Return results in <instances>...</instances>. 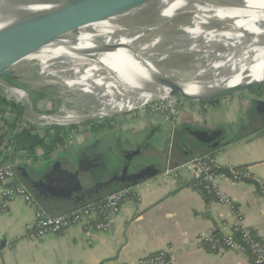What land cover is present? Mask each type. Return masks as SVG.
I'll use <instances>...</instances> for the list:
<instances>
[{
	"label": "crops",
	"instance_id": "crops-1",
	"mask_svg": "<svg viewBox=\"0 0 264 264\" xmlns=\"http://www.w3.org/2000/svg\"><path fill=\"white\" fill-rule=\"evenodd\" d=\"M263 87L254 93L240 94V100L231 105L210 111L200 110L198 104L193 106L187 102L175 126L158 118L149 123L126 125L123 131L150 132L153 137L149 140L153 139L155 145L162 147L167 145L163 140L173 137L171 165L213 153L219 165L248 167L253 179L236 182L224 178L219 185L225 195L235 199L244 225L264 242V197L259 192V181L264 182V125L251 117V105L246 99L262 92ZM130 122L127 120L124 124ZM193 126L225 128L224 144L215 148L199 142L187 131ZM114 130L110 134L93 133L95 136L91 140L88 139L92 131L78 135L74 146L65 148L67 151L57 147L49 157L53 163L56 160L63 165L72 162L78 168L79 163H87L93 153L97 155L99 144L96 140L107 138L106 141L112 143V137L121 133V127ZM94 142L95 148H92ZM25 151H15L13 159L0 153V166L11 163L16 181L26 185L37 202L29 206L19 197L0 208V264H138L141 257L161 250L169 255L167 264H253L248 252L223 248L214 251L208 244L197 245L201 232H229L234 216L227 205L211 195H204L185 170L180 171L177 179H172L162 176V169L158 175L138 183L141 199L125 202L107 231L77 225L60 233L47 234L37 241L29 240L27 226L33 224L37 208L60 216L82 204L76 196L72 200L60 197L56 192L62 193L61 189L39 183V174L49 170L48 165H42L43 150L35 148L30 155ZM19 159L23 161L17 165Z\"/></svg>",
	"mask_w": 264,
	"mask_h": 264
},
{
	"label": "bare ground",
	"instance_id": "bare-ground-1",
	"mask_svg": "<svg viewBox=\"0 0 264 264\" xmlns=\"http://www.w3.org/2000/svg\"><path fill=\"white\" fill-rule=\"evenodd\" d=\"M119 1L134 8L133 12L101 21L63 10L52 1L24 6L28 12L50 16L53 24L73 27L59 42L31 32L26 35L16 24L6 28L10 39L18 43V51L29 47L20 63L33 73L32 82L65 87L77 95L76 103H86L99 117L134 111L150 101L171 97L170 89L148 77L147 66L189 83V93L264 78V0H228L226 8L235 9L238 4L239 11L209 0ZM147 32L152 36L148 38ZM101 42L121 47L107 51L97 45ZM174 53L195 54L194 68L160 67L159 62ZM3 88L11 91L10 97L28 100L20 89ZM90 117L62 109L49 122L78 123Z\"/></svg>",
	"mask_w": 264,
	"mask_h": 264
},
{
	"label": "water",
	"instance_id": "water-1",
	"mask_svg": "<svg viewBox=\"0 0 264 264\" xmlns=\"http://www.w3.org/2000/svg\"><path fill=\"white\" fill-rule=\"evenodd\" d=\"M48 1L57 2L58 6L60 8H63V10L69 12L73 11L78 15L93 19L95 21H101L112 15L131 13L133 12L134 9L130 6H126L120 3L119 0H114L116 2H111V3L108 2L107 0L100 2H95L90 0H0V18H1L0 22L3 24V25L0 24L1 25L0 26V82H1L0 85L2 87L3 85L8 87H14L22 90L25 93V90L23 88L16 86L9 80L5 79V77H7L18 81H24V78L20 74H18V72L13 70L12 67L16 65L18 62H20L23 55L29 50V47H27V48H23V51L21 52L18 51L19 50L18 43L11 40L10 35H8L6 31V28L8 26L16 24L18 25V28H23L25 30L26 35L31 32L43 39L48 40L49 42H59L62 36H64L63 35L64 33L73 29V27L71 26H66L67 23L53 24L54 22H52L50 16L43 14L41 12H28L29 10H26L24 8V6H28V5L31 6L37 4L39 5ZM209 1H211L212 3L214 1L218 5L224 6L225 9H228L226 8L227 5H230L228 4V2H230L228 0H209ZM234 7L236 8L228 9V10L239 11L241 9L240 5L238 4L237 6ZM14 30H12V33ZM97 45L107 51H116L121 47L117 44H109L107 42H101ZM145 68L147 70L148 77L156 85L170 89L171 97L180 94L188 100L199 101V102L215 100L233 94H244L246 92L249 93L250 89L264 84V78H262L261 80L252 79L250 81L247 80L240 82L238 84L225 86L221 88L203 87L197 90L195 93H189L186 91V87H189L188 86L189 83L180 82L161 72L153 71L148 66ZM246 99L249 100V103L251 105L250 108L251 117L254 118V120H258L264 125V93L258 92L257 94L249 96ZM23 107L26 118L27 114L29 115L32 113L28 100L26 102L24 101ZM128 112L131 111L114 113L109 116L112 117L113 115H118V114L122 115ZM51 115L52 114H47V115L40 114L37 117L43 119L46 118L49 119ZM53 115L55 116L56 113H53ZM109 116H103V117H109ZM82 121H85V119ZM64 124L76 125L77 123L67 122ZM187 131L191 134V136H193L199 142L210 144L212 145V147L215 148H218L222 144H224L223 140L226 137L225 135L226 129L220 126H216L212 128L209 126L202 128H196L195 126H193L187 128ZM163 141L167 143V145L164 147L155 145L154 142L148 140V142L144 146H141L138 149L136 148L137 150L136 149L128 150L125 157L126 161H125L123 173L122 174L115 173L116 177L113 180H116V183L112 184L108 188L109 191L105 193H113L128 186L136 185L142 181L148 180L158 175L160 172H162V169L164 170L169 164L171 165L173 159L174 139L173 137H171ZM119 147L121 146L119 145ZM148 147H152L155 149V154L151 156L154 157L155 159H159L160 162L158 164L152 163L151 165L141 169L138 172L128 174L129 172L128 170L132 162L133 156L146 154L145 152H147L146 150ZM92 156H93L92 158L89 157L88 159V164L90 163L91 169L89 165L87 166L88 168L85 169V166L83 165L87 164L86 162L85 163L80 162L79 167L77 168L75 164L72 162L67 163L68 165H63V163L58 160H56L53 163V160L50 157L43 158L42 165L43 166L48 165L49 170L45 171L44 168H41L45 172L39 174L38 177H41L39 183L43 184L46 187L50 186L52 188L53 186H55L56 189H61L63 191L62 192L63 194L56 192L60 197L68 198L72 200V197L76 196L77 199L80 200L82 206L98 201L101 196L100 193L102 192L100 190L101 185H106L109 182L103 183L99 181V179L101 180L102 177L104 176V168L102 167L103 165L101 164L100 166L97 167V164L99 162H103L104 157H101L98 152L96 156L95 153H93ZM96 157H98L97 160H95ZM13 158L14 156H12V159ZM95 161H98L96 165H95ZM81 172H86V173H81ZM98 173H101L100 178L98 177L99 175ZM25 177L27 176L25 175ZM27 178L29 181H32L30 180V177ZM39 183L35 184L36 187H38ZM93 183H97V184L95 188L92 190L91 185Z\"/></svg>",
	"mask_w": 264,
	"mask_h": 264
},
{
	"label": "built area",
	"instance_id": "built-area-1",
	"mask_svg": "<svg viewBox=\"0 0 264 264\" xmlns=\"http://www.w3.org/2000/svg\"><path fill=\"white\" fill-rule=\"evenodd\" d=\"M4 90V89H3ZM5 93L6 90H4ZM262 92L264 93V87ZM28 102L31 107V114H25L22 117V122L18 128L35 127L40 135H43L45 129L51 126L72 127L73 124H58L49 120L54 117L53 113H45L38 109H34L32 102L29 99V94L25 91ZM15 95V94H14ZM240 94L218 98L209 101H193L179 100L176 97H168L155 101L149 106L143 107V113H149L150 116H159L166 124L175 126L181 115V108L187 102L199 105V109L210 111L214 109L228 106L240 100ZM6 98L9 101L23 106L24 100L16 97ZM40 114H52L49 119L37 117ZM141 116L145 114H140ZM130 116V115H128ZM130 118V117H128ZM4 120L14 124L17 122L16 110L12 107H7L4 117L1 118L2 125ZM40 125V128L36 127ZM72 131V130H71ZM17 130H9L5 127L0 133L4 134V141H11ZM74 132V130H73ZM185 170L191 180L200 184L202 189L213 196L218 202L227 205L234 216L231 224V230L224 233L201 232L198 235L196 243L202 247L206 244L216 251L218 248L228 249L234 252H248L253 258V264H264V242L253 235L250 228L243 223L242 217L239 215L237 203L235 199L225 195L220 188L219 181L224 178H229L236 182L253 179V174L248 167H237L234 165L222 166L216 162L212 155L195 156L190 160L180 165H168L162 172V176L177 179L180 176V171ZM17 180L14 166L11 163H5L0 166V208L7 207L12 201L21 197L27 205H37L36 199L30 189ZM140 185H131L119 191L107 194L102 199L92 202L88 205L81 206L69 213L52 216L42 208L36 209L35 220L33 224L27 226L26 237L29 240H40L47 234L60 233L73 226L83 225L86 228L95 229L98 231H107L112 227L113 220L120 213L122 205L128 201H138L141 199ZM259 192L264 197V182L259 181ZM169 255L166 250H161L157 253L149 254L141 257L138 264H167Z\"/></svg>",
	"mask_w": 264,
	"mask_h": 264
},
{
	"label": "rangeland",
	"instance_id": "rangeland-1",
	"mask_svg": "<svg viewBox=\"0 0 264 264\" xmlns=\"http://www.w3.org/2000/svg\"><path fill=\"white\" fill-rule=\"evenodd\" d=\"M139 12H142V10ZM147 33H148L147 34L148 38L152 36L151 32H147ZM149 33H150V35H149ZM195 59H196L195 54L174 53V54L169 56V59L167 61L159 62V65L167 67V68H175V69L177 68V69H181V70H187V69H193L194 68ZM12 69L15 70L16 72H19L18 74H20L24 78V81H15L13 84L23 88L29 94V99L32 102L34 109H38V110L43 111L45 113H57V112L61 111L62 109H67V110L77 111V112L84 114V115H90L91 118L85 119V121H82L80 123L78 122L76 124L77 126H79V128H82V130H84V127L87 126L84 123L90 122V121L100 123V122H106L109 119H112L111 125L113 128V127H116L114 125V124H116V122L124 124V122H126V120L129 119L128 117H132V116L136 117L139 120H142V122H147V123L160 118L159 116H156V117L150 116L151 114H149V113H147V114L143 113V108L137 109V110H134V111L122 114V115L118 114V115H113L112 117H110V116L109 117H103V116L98 117L97 111L93 110L92 107L88 106L86 103H84V102L76 103L75 97L77 95L72 94L65 87H62L61 85H57L54 83L52 84V82L47 83V84H34L32 82V77H31V75H33V73H29L30 71L26 70V68H24L20 62L17 63L16 65H14L12 67ZM3 89L6 90L7 93H5ZM9 92H11L9 89L7 90L0 85V94L2 96L6 97ZM247 93L248 92H246L245 94H247ZM8 96L10 97L9 94H8ZM174 97H176L179 100L180 99L181 100H188L180 94H178L177 96H174ZM158 99L150 101L147 106H149V104H152V102L154 103L155 101H158ZM183 107L184 106H182V108H181V112L184 109ZM140 114H145V115L141 116ZM128 115H130V116H128ZM38 126L40 128V125H36L37 128H38ZM66 128L69 130V133H68V136H69V134H71L72 128L69 126H67ZM78 133H80V132H78ZM120 142H119V145L122 146L123 144H120ZM59 147L61 148L60 150H66L67 151V149H65V147H63V145H60ZM115 151L116 150H114L113 152L108 151V153L106 154V156L104 158L106 166L108 167L109 170H110V168L112 169L110 162L114 159V156L120 157V154H121V153L115 152ZM146 151H147V152H145L146 154L141 155V159L138 162H137L136 158L132 161V164H130L131 168H137L139 162L144 161V163H145V161H149L148 159L154 158L151 156V155L155 154L154 148H150L149 150L147 149ZM60 153H61V151H60ZM108 171L106 174H108ZM98 174H99L98 177L100 178L101 173H98Z\"/></svg>",
	"mask_w": 264,
	"mask_h": 264
},
{
	"label": "flooded vegetation",
	"instance_id": "flooded-vegetation-1",
	"mask_svg": "<svg viewBox=\"0 0 264 264\" xmlns=\"http://www.w3.org/2000/svg\"><path fill=\"white\" fill-rule=\"evenodd\" d=\"M5 79L9 80L12 83H14L15 81H18V80L11 79V78H7V77H5ZM128 121H131V122L130 123L121 124L120 126H119L118 123H116V124H114L116 127H113L112 129L104 128V129H100V130H94V129L91 128V126H88V125L85 126L86 128H84V130H82V128L72 129L71 134H69V136L65 139L64 144H62L63 147L69 148V147H72V146L75 145L74 144V139L78 135H82L83 134V136H84L88 132H91L92 131L91 132L92 135H90L89 136V139H88V140H91L92 138H94V136H95L94 134H96L98 131H105V132H107V133L110 134V133H112V130L115 129L114 131H116L117 128L121 127V130H120L121 133L118 134V135H114L112 137V143L107 142L106 141L107 138L104 139L103 141H100V142L98 140H96V142H98V144H99V145L97 144L98 145L97 152L99 153V155L101 157H104L105 158V156L108 153V151H112L113 152L114 150H116L115 152L121 153L120 154V157L119 156H114V159L110 162L111 167H112V169L110 168V170L106 166L105 159L103 160V162H99V163H98V161H95V165H96V163H98L97 164V167L100 166V164H101V165H103L102 167L104 168V176L102 177L101 180L99 179V181L100 182H103V183L109 182L106 185H101V187H100V190L102 191L100 193L101 195H103V194H105V192L109 191L108 188L112 184H115L116 183V180H113L116 177V174L115 173H120V174L123 173V169H124V165H125V161H126L125 157H126L127 151L128 150H134L136 148L138 149L141 146H144L148 142L149 137H150V139L153 137V136H150V134H151L150 132H142V131H139V132H131V133H128V131H123V130H125L124 127H126V125L127 126H129V125H135V124H137L139 122H142V120H139V119H137L134 116L130 117L128 119ZM23 129L17 127L16 128L17 132H15V136L17 135V133H21L23 131ZM73 130H74V132H73ZM35 131H37V130H35ZM78 132H80V133H78ZM151 141H153V139ZM96 142H94V144H92V148H95V143ZM119 142H120V144H123L121 147H119ZM1 143L2 142H0V145H1ZM160 144L161 145H164L163 142H161ZM15 146H16V144H15V142L13 140H11V141L6 140V142L1 146L2 148H0V153L5 154V157L10 156L11 159H12V156H14L13 153H15V151H16ZM38 148L39 147H37V149ZM150 148H152V147H148L147 149L149 150ZM23 151H25V150H23ZM25 152L27 153V155H30L27 151H25ZM92 157L93 156H91V158ZM135 158L137 159V162H138L141 159V155H135V156H133L132 161ZM97 159H98V157H96L95 160H97ZM148 160L149 161H145V163H144V161L143 162H139L137 168H131V167H129L128 174L138 172L141 169H143V168L151 165L152 163L158 164L160 162L159 159H155V158L148 159ZM21 161H23V159L16 160V162L18 164H20ZM87 163H88V160H87ZM131 164H132V162H131ZM65 165H68V164H65ZM88 165L90 167V163L89 164H85L83 166H85V169H86V168H88L87 167ZM90 169H91V167H90ZM107 171H108V174H106ZM81 173H86V172H81ZM111 180H113V181H111ZM96 184L97 183H93L91 185L92 190L95 188Z\"/></svg>",
	"mask_w": 264,
	"mask_h": 264
},
{
	"label": "trees",
	"instance_id": "trees-1",
	"mask_svg": "<svg viewBox=\"0 0 264 264\" xmlns=\"http://www.w3.org/2000/svg\"><path fill=\"white\" fill-rule=\"evenodd\" d=\"M264 84L254 87L250 89V92L254 93L256 90H258L260 87H263ZM12 107L16 110L17 115V122L14 124H10L7 122V120H4V124L1 123V118L4 117L6 108ZM24 115V107L21 105H17L16 103L9 101L6 97L2 96L0 94V131L4 130L5 127L9 130H16L17 127H19L20 123L22 122V117ZM112 119H109L106 122H86L85 125L91 126L94 130H100L104 128L112 129L111 125ZM72 129H78L79 126L73 125L71 127ZM35 127H25L21 133H17L16 136H14L13 141L15 142L16 151L20 150H26L29 154L35 152V148L40 147L43 150L44 156L49 157V155L60 145L64 144L65 139L68 136L69 130L64 126H51L47 127L43 133V135H40L37 131H35ZM4 141V134L0 133V142ZM212 155V154H208ZM205 156V155H202ZM250 180V179H249ZM200 189H202L200 184H196ZM203 190V189H202ZM204 195H208L203 190ZM109 193H106L107 195ZM101 197L100 199H102ZM99 199V200H100Z\"/></svg>",
	"mask_w": 264,
	"mask_h": 264
}]
</instances>
